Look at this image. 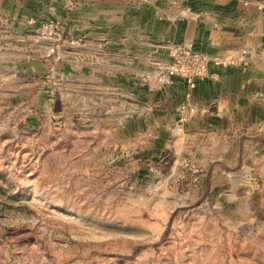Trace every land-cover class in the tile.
I'll use <instances>...</instances> for the list:
<instances>
[{
  "label": "rangeland",
  "instance_id": "obj_1",
  "mask_svg": "<svg viewBox=\"0 0 264 264\" xmlns=\"http://www.w3.org/2000/svg\"><path fill=\"white\" fill-rule=\"evenodd\" d=\"M0 264H264V0H0Z\"/></svg>",
  "mask_w": 264,
  "mask_h": 264
}]
</instances>
